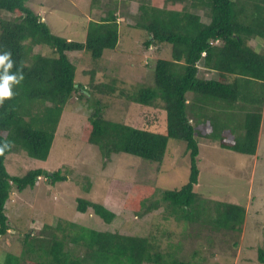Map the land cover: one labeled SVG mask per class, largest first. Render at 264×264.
Segmentation results:
<instances>
[{
  "label": "trees",
  "instance_id": "trees-1",
  "mask_svg": "<svg viewBox=\"0 0 264 264\" xmlns=\"http://www.w3.org/2000/svg\"><path fill=\"white\" fill-rule=\"evenodd\" d=\"M101 1L91 0V7H99ZM118 1L107 0V5ZM123 1L137 3L131 15L134 26L148 34L145 46L166 43L170 56L156 59L152 85L126 89L112 78L91 81L89 86L101 94L160 111L144 112L141 125H132L105 118L101 101L96 100L83 139L96 145L104 159L114 152H125L156 162L163 159L168 140L177 139L185 144L188 177L179 188L157 190L146 186L138 190L139 195L127 199L136 216L161 208L153 217V230L148 235L89 229L63 220L54 225L44 222L36 235H18L13 251L1 250L0 264H193L179 260L175 251L160 250L158 232L161 225L166 226L163 221L174 217L187 220L189 225L198 224L199 230L213 226L221 232L241 231L244 205L204 199L194 190L199 175L196 137L204 136L198 126L206 120L201 118L208 115L214 128L222 122L207 111H196L187 93L203 99V103H219L229 113L240 111L238 132L234 128L239 135L227 139L215 129L209 134L220 147L255 154L264 102V0L241 4L238 0ZM176 3L180 5L174 6ZM0 10L10 13L0 17V54L10 52L12 60L7 74H23L20 83L11 86L13 96L0 104V143H9L0 153L2 236L11 227L18 230L10 225L5 208L13 192L34 187L41 177L48 183L66 178L60 170L49 173L41 166L21 175L11 174L5 166L7 154L22 149L31 158L46 160L64 105L82 88L75 81L76 68L68 52L101 57L105 50L115 48L119 33L116 6L109 7L99 19L88 20L80 41L54 33L26 0H0ZM202 15L208 20H202ZM253 38L262 41L259 49L250 42ZM34 47L47 53L34 52ZM200 71L213 72L214 76L206 78ZM4 74L0 66V78ZM76 209H89L107 223L115 218V212L104 204L83 197L76 198ZM167 236L170 243L172 237ZM257 259L264 264V246L257 247Z\"/></svg>",
  "mask_w": 264,
  "mask_h": 264
},
{
  "label": "rangeland",
  "instance_id": "rangeland-1",
  "mask_svg": "<svg viewBox=\"0 0 264 264\" xmlns=\"http://www.w3.org/2000/svg\"><path fill=\"white\" fill-rule=\"evenodd\" d=\"M244 1L238 0L239 4ZM26 4L48 23L54 33L77 41L83 40L88 20H97L109 7L116 6L119 36L115 48L105 50L98 58H92L83 51L68 52L76 68L75 81L82 88L73 92L64 105L46 160L31 158L22 149L7 154L5 166L11 174L21 175L28 169L41 166L49 173L60 170L66 178L48 183L45 177H41L34 187L28 186L11 194L5 205L6 214L10 225L17 226L18 230L11 227L7 234L0 236V251H13L18 235L22 237L26 232L36 235L44 222L54 225L57 220L95 230L150 234L153 217L161 208L136 216L127 199L129 201L139 195L146 186L157 190L179 188L188 177L184 142L170 138L160 162L147 161L125 152H114L109 159H104L98 147L86 142L83 136L96 100L101 101L105 118L132 125H141L140 118L144 112L160 111L154 106L140 107L136 103L101 94L90 88L89 83L116 78L126 89L152 85L156 59L168 58L170 45L151 43L145 46L148 34L134 26L131 14L137 3L133 1L120 0L115 5H107V0H102L99 7H91V0H26ZM179 5L176 3L174 6ZM122 12L126 14L121 15ZM9 15V12L0 10V17ZM202 20L208 19L202 15ZM250 42L256 49L262 44L256 38ZM45 50L33 48L34 52L47 53ZM209 73L200 71L199 74L209 77ZM187 96L196 111H207L214 120L222 122L214 128L208 115L201 118L206 120L198 126L203 129L204 136L196 137L199 175L194 190L204 199L244 205L245 221L237 233L221 232L213 226L199 230L198 224L189 225L187 220L173 217L163 221L166 226H160L159 248L175 251L179 260L193 264H260L257 247L264 246V102L260 135L256 152L252 155L220 147L209 134L215 129L214 132L227 139L239 135L234 128L238 132L242 120L240 111L229 113L219 103L218 106L203 103V99L195 98L191 93ZM159 116L161 118L162 115ZM77 197L104 204L115 212V218L107 223L89 209L78 211ZM168 234L172 237L169 238L170 243L167 242Z\"/></svg>",
  "mask_w": 264,
  "mask_h": 264
},
{
  "label": "clouds",
  "instance_id": "clouds-1",
  "mask_svg": "<svg viewBox=\"0 0 264 264\" xmlns=\"http://www.w3.org/2000/svg\"><path fill=\"white\" fill-rule=\"evenodd\" d=\"M10 55V52L0 54V66L5 69V74L2 78H0V104H2L5 99L11 98L13 96L11 86L13 84L20 83V81L23 79V74L21 72H19V76L15 73L12 75L7 74V69L11 68L12 66V60L9 58ZM8 147V142L0 143V153H2Z\"/></svg>",
  "mask_w": 264,
  "mask_h": 264
},
{
  "label": "crops",
  "instance_id": "crops-1",
  "mask_svg": "<svg viewBox=\"0 0 264 264\" xmlns=\"http://www.w3.org/2000/svg\"><path fill=\"white\" fill-rule=\"evenodd\" d=\"M262 45V44H261ZM206 72H209V71H206ZM210 75H209V77H206V78H210V77H212V76H214V73L213 72H210L209 73ZM262 119H263V117H262ZM262 119H261V124H262ZM261 124H260V127H261ZM259 132H260V130H259ZM260 135V134H259ZM259 135H258V138H259ZM257 148V147H256ZM252 155H254V154H252Z\"/></svg>",
  "mask_w": 264,
  "mask_h": 264
}]
</instances>
